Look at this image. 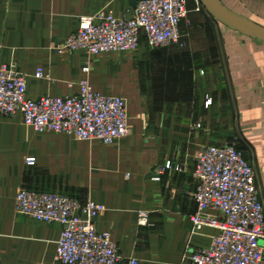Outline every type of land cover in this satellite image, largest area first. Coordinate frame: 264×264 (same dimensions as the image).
I'll return each mask as SVG.
<instances>
[{
	"label": "crops",
	"instance_id": "obj_1",
	"mask_svg": "<svg viewBox=\"0 0 264 264\" xmlns=\"http://www.w3.org/2000/svg\"><path fill=\"white\" fill-rule=\"evenodd\" d=\"M209 1L264 30V0ZM135 8L133 0H0V64L18 62L29 97L79 93L90 62L93 88L127 100L130 127L128 136L104 144L38 132L20 114H0V264H58L62 226L19 214L21 189L104 204L96 225L127 256L118 264H131L128 258L137 264H186L188 249L210 246L218 230L205 226L193 234L191 220L198 210L195 157L203 145L242 144L260 173L264 198V37L219 20L230 31L215 47L186 50L185 40V50L152 49L143 36L137 56L56 52L81 17H132ZM40 68L44 76L38 78ZM207 97L213 99L209 107ZM30 157L35 164L27 163ZM167 162L173 168L154 181L155 168ZM142 211L148 212L144 225Z\"/></svg>",
	"mask_w": 264,
	"mask_h": 264
},
{
	"label": "built area",
	"instance_id": "obj_2",
	"mask_svg": "<svg viewBox=\"0 0 264 264\" xmlns=\"http://www.w3.org/2000/svg\"><path fill=\"white\" fill-rule=\"evenodd\" d=\"M190 0H136L132 17L99 12L80 18L76 32L55 46L59 54L85 50L90 57L110 52H135L142 37L152 49L179 44L181 25ZM197 1L198 0H194ZM91 63L83 68L80 91L71 96H28L27 76L17 61L0 64V114L22 116L38 132L69 134L83 141L112 144L130 133L127 100L103 95L89 79ZM44 76L40 68L36 77ZM213 104L207 97L206 106ZM197 181L191 216L193 234L205 226L216 228L209 247L187 250L186 264H264V203L255 169L233 143L203 145L195 157ZM35 157L27 159L29 165ZM172 162L158 166L153 180L161 181ZM106 207L94 200L81 202L73 195L21 189L16 211L32 220L62 226L55 260L58 264H118L123 256L110 232L97 229L96 219ZM148 223V212L140 224ZM131 264L135 259L128 258Z\"/></svg>",
	"mask_w": 264,
	"mask_h": 264
},
{
	"label": "rangeland",
	"instance_id": "obj_3",
	"mask_svg": "<svg viewBox=\"0 0 264 264\" xmlns=\"http://www.w3.org/2000/svg\"><path fill=\"white\" fill-rule=\"evenodd\" d=\"M226 31L228 32L230 31V29L224 26L223 24H221L218 17L214 15L213 13H211L203 5L201 0H198V2L192 0L190 3L188 17L183 22V25H182V29H181L182 38L179 44H176L173 46H177L179 50H185L186 49V47H184L185 40L189 44V47L186 50H189L191 47L219 46L224 43L223 42L224 39L221 41V39L219 38L221 35L223 37V34ZM138 50L131 54H133L134 56H137V54L139 53ZM209 57H213V56H209ZM232 143L235 144L236 147L239 148V150L243 153V155L247 156L246 151L244 147L242 146V144L237 143V141H233ZM223 144H226V143H223ZM252 164L253 163H251V165ZM253 168L255 169V173H256V183H257L258 193H259L260 199L264 203V198H263L262 188H261V177L259 176L260 173L258 169L256 168V166L255 167L253 166Z\"/></svg>",
	"mask_w": 264,
	"mask_h": 264
},
{
	"label": "water",
	"instance_id": "obj_4",
	"mask_svg": "<svg viewBox=\"0 0 264 264\" xmlns=\"http://www.w3.org/2000/svg\"><path fill=\"white\" fill-rule=\"evenodd\" d=\"M201 2L211 13L216 15L221 22L225 23L229 27L243 33L253 34V36L264 37V30L257 25L242 17L227 12L223 8L214 5L209 0H201ZM133 4L136 6V0H133Z\"/></svg>",
	"mask_w": 264,
	"mask_h": 264
}]
</instances>
